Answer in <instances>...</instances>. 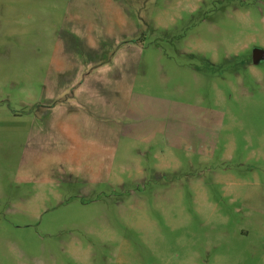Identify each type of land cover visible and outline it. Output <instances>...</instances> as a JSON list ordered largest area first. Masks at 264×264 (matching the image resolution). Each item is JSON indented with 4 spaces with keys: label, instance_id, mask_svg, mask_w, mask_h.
Returning a JSON list of instances; mask_svg holds the SVG:
<instances>
[{
    "label": "rangeland",
    "instance_id": "obj_1",
    "mask_svg": "<svg viewBox=\"0 0 264 264\" xmlns=\"http://www.w3.org/2000/svg\"><path fill=\"white\" fill-rule=\"evenodd\" d=\"M264 0H0V264H264Z\"/></svg>",
    "mask_w": 264,
    "mask_h": 264
},
{
    "label": "water",
    "instance_id": "obj_2",
    "mask_svg": "<svg viewBox=\"0 0 264 264\" xmlns=\"http://www.w3.org/2000/svg\"><path fill=\"white\" fill-rule=\"evenodd\" d=\"M252 62L257 64L264 60V49L254 48L252 51Z\"/></svg>",
    "mask_w": 264,
    "mask_h": 264
}]
</instances>
